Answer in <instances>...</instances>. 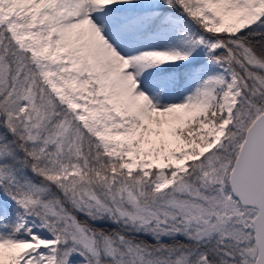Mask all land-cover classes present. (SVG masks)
I'll use <instances>...</instances> for the list:
<instances>
[{"label": "snow or ice", "instance_id": "1", "mask_svg": "<svg viewBox=\"0 0 264 264\" xmlns=\"http://www.w3.org/2000/svg\"><path fill=\"white\" fill-rule=\"evenodd\" d=\"M0 264H264V0H0Z\"/></svg>", "mask_w": 264, "mask_h": 264}]
</instances>
